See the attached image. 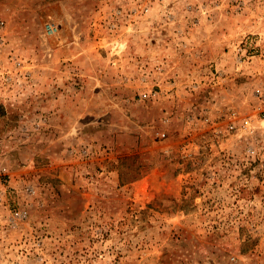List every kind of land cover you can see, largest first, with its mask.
Returning <instances> with one entry per match:
<instances>
[{"label":"rangeland","instance_id":"rangeland-1","mask_svg":"<svg viewBox=\"0 0 264 264\" xmlns=\"http://www.w3.org/2000/svg\"><path fill=\"white\" fill-rule=\"evenodd\" d=\"M262 164L264 0H0V264H264Z\"/></svg>","mask_w":264,"mask_h":264},{"label":"built area","instance_id":"built-area-1","mask_svg":"<svg viewBox=\"0 0 264 264\" xmlns=\"http://www.w3.org/2000/svg\"><path fill=\"white\" fill-rule=\"evenodd\" d=\"M53 29H54V27L51 24H47V26H46V31L47 32H53ZM20 64H21V61L15 60V62H14L15 67L20 66ZM2 78H3L2 81H4V82H11V81H13L14 78L12 76V71L11 70H6L2 74ZM234 127L235 126L233 124H230L229 125V128L230 129H233ZM242 128L243 129H247V126L246 125H243ZM262 166H264V164H262Z\"/></svg>","mask_w":264,"mask_h":264}]
</instances>
